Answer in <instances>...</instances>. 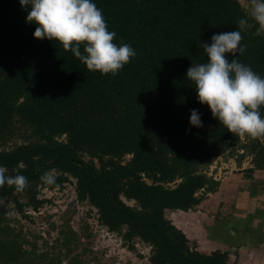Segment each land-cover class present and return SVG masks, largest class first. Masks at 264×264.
<instances>
[{"label": "trees", "instance_id": "trees-1", "mask_svg": "<svg viewBox=\"0 0 264 264\" xmlns=\"http://www.w3.org/2000/svg\"><path fill=\"white\" fill-rule=\"evenodd\" d=\"M263 8L0 0V264L60 263L9 214L27 218L47 202L39 188L68 183L72 202L94 208L92 230L149 247V264H228L226 251H198L164 214L217 190L205 169L224 153L238 165L249 156L246 177L264 170Z\"/></svg>", "mask_w": 264, "mask_h": 264}, {"label": "rangeland", "instance_id": "rangeland-1", "mask_svg": "<svg viewBox=\"0 0 264 264\" xmlns=\"http://www.w3.org/2000/svg\"><path fill=\"white\" fill-rule=\"evenodd\" d=\"M241 4L245 6L242 1ZM246 9L251 10L249 7ZM242 139L240 138L241 141ZM238 153L241 154L242 151ZM236 155L238 156L236 152L232 155L224 153L205 169V174L218 181L219 185L214 193L206 194L194 210L183 213L165 211L164 216L190 241H195L200 252L209 253L214 249H220L228 253V264H264L258 261L260 257L254 252L245 253L243 249L242 252L240 246L231 248L227 245L219 246L207 239L209 233L207 229L211 226L210 218L219 219L217 217H223L228 212L233 214L235 210L230 206L234 202L236 190L247 187L249 179L246 178V169L251 167L249 156L246 155L237 165ZM127 158L126 156L125 159ZM249 176L254 179L258 176L260 181H264L262 171L258 175L253 171ZM36 198L45 199L47 202L34 212L31 209H24L27 218L14 211H10L9 217L16 221L11 225L20 230L22 237L28 242L35 243L37 253H47L51 258L58 255L59 264H67L75 256L81 264H149V247L142 246L137 241L122 242L115 233L107 231V234H104V231L99 233L92 230L95 210L85 202H72L74 192L71 184H64L62 189L39 188ZM125 203L131 205L129 202ZM81 218L84 219L82 222ZM71 232L75 233L74 236L78 240L76 244L71 245L74 249L65 256L67 250L61 243L64 236L71 237Z\"/></svg>", "mask_w": 264, "mask_h": 264}, {"label": "crops", "instance_id": "crops-1", "mask_svg": "<svg viewBox=\"0 0 264 264\" xmlns=\"http://www.w3.org/2000/svg\"><path fill=\"white\" fill-rule=\"evenodd\" d=\"M255 171L257 175L264 172ZM246 178L249 179L247 187L236 190L230 206L235 212L217 217L219 219L210 218L207 239L219 246H240L242 252H254L260 257L258 261L264 263V181L258 176Z\"/></svg>", "mask_w": 264, "mask_h": 264}, {"label": "built area", "instance_id": "built-area-1", "mask_svg": "<svg viewBox=\"0 0 264 264\" xmlns=\"http://www.w3.org/2000/svg\"><path fill=\"white\" fill-rule=\"evenodd\" d=\"M103 231L105 232L104 234H107V233H106V232H107L106 230H103ZM101 232H102V231H101Z\"/></svg>", "mask_w": 264, "mask_h": 264}]
</instances>
